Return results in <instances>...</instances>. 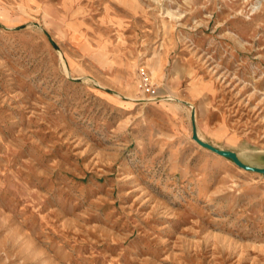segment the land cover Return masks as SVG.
Instances as JSON below:
<instances>
[{
	"label": "rangeland",
	"instance_id": "obj_1",
	"mask_svg": "<svg viewBox=\"0 0 264 264\" xmlns=\"http://www.w3.org/2000/svg\"><path fill=\"white\" fill-rule=\"evenodd\" d=\"M196 134L264 167V0H0V264H264Z\"/></svg>",
	"mask_w": 264,
	"mask_h": 264
},
{
	"label": "water",
	"instance_id": "obj_2",
	"mask_svg": "<svg viewBox=\"0 0 264 264\" xmlns=\"http://www.w3.org/2000/svg\"><path fill=\"white\" fill-rule=\"evenodd\" d=\"M198 141L202 142L204 145L209 146L210 148L218 151L219 153H222L224 155L233 157L235 159V161L243 168L245 169H249V170H254V171H258V172H262L264 173V167H258V166H252V165H248L246 163H244L241 159H239V157L232 152L226 151V150H220V149H216L214 146H212L211 144L207 143L206 141L202 140L199 138V136H197V134L194 136Z\"/></svg>",
	"mask_w": 264,
	"mask_h": 264
},
{
	"label": "bare ground",
	"instance_id": "obj_3",
	"mask_svg": "<svg viewBox=\"0 0 264 264\" xmlns=\"http://www.w3.org/2000/svg\"><path fill=\"white\" fill-rule=\"evenodd\" d=\"M199 138L202 139V140H204V139H203L202 137H200V136H199ZM204 141H205V140H204ZM260 157H261V156H260ZM244 160H245V158H244Z\"/></svg>",
	"mask_w": 264,
	"mask_h": 264
}]
</instances>
